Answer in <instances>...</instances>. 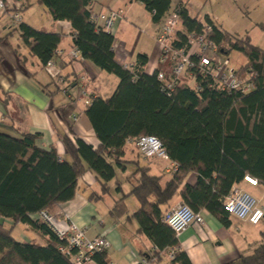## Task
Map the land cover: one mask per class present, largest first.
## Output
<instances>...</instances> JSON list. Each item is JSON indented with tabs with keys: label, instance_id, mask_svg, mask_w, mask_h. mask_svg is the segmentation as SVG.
<instances>
[{
	"label": "trees",
	"instance_id": "16d2710c",
	"mask_svg": "<svg viewBox=\"0 0 264 264\" xmlns=\"http://www.w3.org/2000/svg\"><path fill=\"white\" fill-rule=\"evenodd\" d=\"M135 1L144 5L154 22L163 19L171 9L178 10L180 36L201 29L202 17L192 15L185 0H178L173 7L171 0ZM38 2L53 20L69 22L72 46L79 49L80 57L116 75L118 83L107 97L90 96L85 109L99 141L96 147L80 137L73 143L61 136L70 158L60 156L54 146H39L38 132H0V217L12 224H27L50 237L45 244L20 241L12 236V226L0 223V264H75L59 250L61 241L51 228L32 215L41 210L49 212L55 204L72 199L77 179L85 169L95 174L102 193H106L108 182L117 179L118 169L124 171L132 161L136 163L135 169L126 177L130 190L114 202L112 211L123 214L125 198L133 195L139 203L132 213L137 232L158 249L150 248L143 254L149 264H192L178 247L173 230L162 221V214L178 192L181 202L195 211H208L228 227L231 219L222 199L231 188L246 174L264 186V49L253 44L248 35L227 31L205 14L204 19L212 24L209 36L219 50L224 54L237 50L244 55L245 62L239 70L252 73L254 87L244 94L219 92L202 80L199 90L181 83L167 93L157 79V69L151 73L144 71L148 59L145 53H138L129 67L115 60L114 36L92 19L91 0ZM28 3L29 0H23L22 10ZM13 30L43 67L56 59L61 33L43 31L21 21ZM141 135L157 137L168 158L176 164L167 178L150 173L149 167L140 165L138 160L123 158L127 139ZM189 173L196 175L193 184L185 181ZM116 190L121 191L119 184ZM175 246L178 249L172 259L161 255L162 250ZM93 258L96 264L108 262L106 250L95 253ZM239 262L264 264V231L253 252L242 256Z\"/></svg>",
	"mask_w": 264,
	"mask_h": 264
},
{
	"label": "crops",
	"instance_id": "0c3cea01",
	"mask_svg": "<svg viewBox=\"0 0 264 264\" xmlns=\"http://www.w3.org/2000/svg\"><path fill=\"white\" fill-rule=\"evenodd\" d=\"M35 2L45 13L43 23L45 25L39 27L40 25L32 23L31 14L27 19L21 17V22L43 31L61 33L62 37L56 49L58 55H56L54 71L69 84L71 96L61 90V83L56 81L39 59L30 53L17 31H11L16 25L12 24L9 18L10 11L0 13V132L11 135L38 132L36 143L39 146L44 148L54 146L60 156L70 158L66 154L61 136H67L73 143L76 137H80L93 147L99 144L84 113L88 105L85 104V100L92 95L102 97L111 95L118 78L113 91L104 93L105 82L109 81L105 76L107 72L83 57L69 60L66 55L72 46V28L69 22L53 20L46 8L38 0ZM17 3L20 5V12L23 13L31 5V0L23 10V0L13 1V4ZM91 3L95 12L122 10V18L134 21L139 20L141 11L146 12L147 14H144L148 17L146 23L150 24L145 39L138 40L129 49L113 42L114 58L118 63L128 66L135 62L138 53H145L148 58L143 67L145 72L151 73L161 69L169 74V65L158 62L159 50L155 42V33L162 19L154 22L144 5L135 0H91ZM187 4L188 0H185L188 8ZM171 6H174L172 2ZM205 14L217 23L210 13L204 12L202 15ZM122 18L116 21V29ZM111 33L114 36V28ZM82 87L83 92L80 90ZM141 156L137 154L133 145L126 143L124 159L138 160L140 165H147L152 174H163L166 178L170 175L171 171L167 168L169 161ZM135 164L133 161L128 162L124 171L118 169L117 181L112 179L108 182L109 189L106 193H102L101 183L95 174L85 169L77 179L73 198L55 204L49 209L60 225L66 223L67 218L84 228L88 237L104 235L110 243L106 251V261H111L113 264H133L136 257L143 256L152 246L150 240L137 232L138 224L132 213L138 208L139 203L133 195L125 198L123 214H115L112 211L114 202L122 193L130 190L131 184L126 177L135 169ZM119 173L121 178L118 177ZM185 181L190 184L195 183L196 175L189 173ZM117 184L121 186V191L116 190ZM234 186L250 192L261 202L264 199V186L260 184L252 186L242 180ZM127 201H131L129 202L131 208L127 206ZM179 202H181L180 196L176 192L165 208L168 209ZM201 212L204 223L191 224L177 237L178 247L186 252L192 264H240L239 259L253 252L260 241L261 232L264 231V221L253 225L230 218L231 223L226 227L208 211L201 210ZM32 217L38 218L37 214H33ZM0 223L7 227L12 226L11 234L13 228L19 224L30 233V237L24 236V239L17 240L36 242L38 238L43 241L42 244L50 240L48 234L27 224L20 222L12 224L11 220L2 217Z\"/></svg>",
	"mask_w": 264,
	"mask_h": 264
},
{
	"label": "built area",
	"instance_id": "2783aa9c",
	"mask_svg": "<svg viewBox=\"0 0 264 264\" xmlns=\"http://www.w3.org/2000/svg\"><path fill=\"white\" fill-rule=\"evenodd\" d=\"M14 0H0V13L9 10V18L12 24L17 25L21 21L20 5L13 4ZM122 14V10L93 11L91 14L95 23L104 30L112 32L113 25ZM201 29L198 32L188 31L185 36H180V15L178 10L171 9L162 19L156 33L155 42L159 50L158 62L170 67L169 74L163 70L156 71L157 79L162 88L170 93L181 83H187L195 90H199V81L205 80L210 86H215L219 92L244 94L254 87L252 73L240 71L239 68L230 66L229 59L221 57L224 54L219 50L215 41L210 38L212 24L201 15ZM60 53V51H59ZM69 60L80 58L77 47L71 46L66 53ZM55 60H49L45 68L56 81L61 83V90L71 96V89L67 82L54 71ZM127 66V65H124ZM131 65H128L129 67ZM83 87L80 88L83 92ZM90 97L85 100L87 105ZM76 119V117H74ZM127 143L134 146L139 154L145 158L164 159L169 161L167 168L173 171L176 164L170 160L164 150L161 141L153 135H141L128 138ZM243 181L257 186L256 178L246 174ZM224 209L228 214L239 221H246L256 225L264 221V203L250 192L233 186L229 193L222 199ZM61 241L59 250L69 256L75 264H96L94 254L104 252L110 246L109 240L104 235L88 237L85 229L66 218V223L60 225L53 214L41 210L37 213ZM162 221L173 230L176 237L191 224H203L201 211L193 210L188 204L179 202L166 209L162 214ZM152 250H158L151 246ZM178 247H168L160 253L167 260L172 259ZM136 257V256H135ZM107 264H113L108 261ZM133 264H149L144 256L135 258Z\"/></svg>",
	"mask_w": 264,
	"mask_h": 264
},
{
	"label": "rangeland",
	"instance_id": "374dc122",
	"mask_svg": "<svg viewBox=\"0 0 264 264\" xmlns=\"http://www.w3.org/2000/svg\"><path fill=\"white\" fill-rule=\"evenodd\" d=\"M171 2L172 5H175L177 0H171ZM187 5L192 15H202L204 12H208L222 28L238 33L241 36L248 35L253 44L264 48V0H188ZM30 14V21L32 23L40 25L39 27L45 25L43 24L45 13L35 0H31V5L20 16L27 19ZM144 14L147 13L141 11L139 20L135 21L129 18H122L121 14L120 18L122 19L117 29L115 28L116 21L113 25L114 42L116 45L129 49L138 40L145 39L148 34L147 27L150 23H146L148 22V17ZM221 57L228 58L230 66L236 69L245 62L244 55L237 50H230L227 54H221ZM105 76L109 78V81L105 82L103 92L111 93L117 82V77L108 73ZM118 177L121 178L120 173ZM129 202L131 201H127L126 203L131 208ZM262 202L264 203V199ZM230 218L233 217L230 216ZM12 234L16 239H24V236L30 237V233L21 224L13 228ZM36 243L42 244L43 241L37 238Z\"/></svg>",
	"mask_w": 264,
	"mask_h": 264
}]
</instances>
